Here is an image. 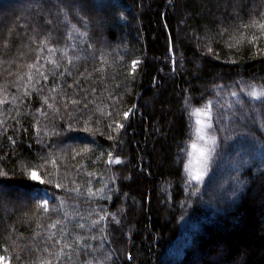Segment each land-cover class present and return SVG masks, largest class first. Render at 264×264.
<instances>
[{
	"label": "trees",
	"instance_id": "1",
	"mask_svg": "<svg viewBox=\"0 0 264 264\" xmlns=\"http://www.w3.org/2000/svg\"><path fill=\"white\" fill-rule=\"evenodd\" d=\"M260 22L264 0H0V257L264 264V160L249 147L264 145V103L231 95L264 88ZM186 98L210 106L218 137L249 142L216 161L203 199L183 170ZM236 175L237 196L216 198Z\"/></svg>",
	"mask_w": 264,
	"mask_h": 264
},
{
	"label": "snow or ice",
	"instance_id": "2",
	"mask_svg": "<svg viewBox=\"0 0 264 264\" xmlns=\"http://www.w3.org/2000/svg\"><path fill=\"white\" fill-rule=\"evenodd\" d=\"M98 7H104L103 4L98 5ZM75 27V26H73ZM258 27L264 31V22H260ZM257 39L256 36L252 37V41ZM211 51V49H209ZM132 72L134 73L137 65L140 63L138 60H132ZM244 89L242 88L241 91ZM233 97L236 98V103L242 105L243 100H241L239 94L235 91L231 93ZM247 96L251 98V102L260 101L264 103V88L258 89L256 85H251L250 90L247 91ZM189 109H191L189 111ZM184 112L190 116L194 117V124L191 125L192 139L186 148L181 149L182 152L186 151L187 160L183 164V170L187 175L188 186L191 188V195L200 194V198L203 199L204 193H201L200 185H204L206 183V177L209 178V187L211 188V178L210 173L212 172L213 165L217 160L221 158L230 157L232 155V151L230 149L235 148L236 156L239 157L241 152L245 153L244 145L249 143L246 139V136L243 132L239 134V139L235 141L233 145L228 143L229 139L232 137L224 136L223 138L218 137L216 134V130L213 128L211 121V110L210 106L205 105L203 107H192L190 100L185 99L184 101ZM130 115V111H125L123 116L127 119ZM207 118V119H206ZM219 119V118H218ZM86 123V121H85ZM71 127V125H69ZM111 127V125H109ZM125 125L116 122V130L119 131L123 129ZM84 131H91V129L85 127ZM223 131V128H221ZM112 139V136L108 137ZM249 147L252 148L253 151L256 152L257 155L264 160V145L260 147H255L253 144H249ZM109 158L111 159V154H109ZM179 158V157H178ZM116 162L120 163V158H116ZM247 162V159H237L232 165L233 169L239 173L240 168L244 163ZM264 166V165H262ZM0 176H8L6 171L0 172ZM30 178L34 181H38L39 183H43L42 177L39 175L38 171L33 168L30 170ZM232 187L230 190H220L216 193V198L222 199L226 196L236 197L240 188L244 185L245 181L240 178L239 175L232 177ZM57 188H60V184H56ZM5 186L0 183V200L4 197ZM33 198H38L42 200L45 205V211H47V205L49 197L47 192H44L43 195L39 191L31 194ZM183 207V205H181ZM83 225H81L82 227ZM4 257H0V260H4Z\"/></svg>",
	"mask_w": 264,
	"mask_h": 264
},
{
	"label": "rangeland",
	"instance_id": "3",
	"mask_svg": "<svg viewBox=\"0 0 264 264\" xmlns=\"http://www.w3.org/2000/svg\"><path fill=\"white\" fill-rule=\"evenodd\" d=\"M12 5H8V6H6V5H4V8L5 9H11L12 7H11ZM244 89L243 91H241V89ZM240 90H238L237 91V93L238 94H241L242 96H245V97H247V98H249L248 96H247V91H249L250 90V87H242ZM258 89H260V88H258ZM249 99H251V98H249ZM209 106V105H208ZM211 110V109H210ZM212 113V112H211ZM207 119V118H206ZM211 121H212V115H211ZM193 124H194V117H193ZM42 204H43V202H42ZM44 205V204H43ZM45 206V205H44ZM212 260H214V261H217L218 260V258L216 257V256H213L212 258H211ZM0 264H8L6 261H5V259L4 260H0Z\"/></svg>",
	"mask_w": 264,
	"mask_h": 264
}]
</instances>
